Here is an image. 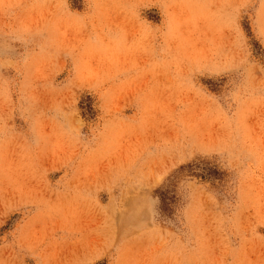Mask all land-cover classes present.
I'll return each instance as SVG.
<instances>
[{
	"label": "rangeland",
	"instance_id": "374dc122",
	"mask_svg": "<svg viewBox=\"0 0 264 264\" xmlns=\"http://www.w3.org/2000/svg\"><path fill=\"white\" fill-rule=\"evenodd\" d=\"M0 264H264V0H0Z\"/></svg>",
	"mask_w": 264,
	"mask_h": 264
}]
</instances>
